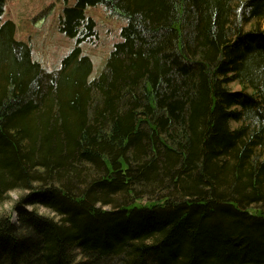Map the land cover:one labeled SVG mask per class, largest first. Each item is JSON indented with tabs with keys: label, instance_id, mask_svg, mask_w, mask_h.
I'll use <instances>...</instances> for the list:
<instances>
[{
	"label": "trees",
	"instance_id": "16d2710c",
	"mask_svg": "<svg viewBox=\"0 0 264 264\" xmlns=\"http://www.w3.org/2000/svg\"><path fill=\"white\" fill-rule=\"evenodd\" d=\"M97 5L127 24L90 80ZM4 11L0 264H264V0H75L54 72Z\"/></svg>",
	"mask_w": 264,
	"mask_h": 264
},
{
	"label": "rangeland",
	"instance_id": "374dc122",
	"mask_svg": "<svg viewBox=\"0 0 264 264\" xmlns=\"http://www.w3.org/2000/svg\"><path fill=\"white\" fill-rule=\"evenodd\" d=\"M74 4L75 0H70L68 5L62 0H5L3 21H13L16 25V38L32 47L33 59L46 71L54 72L60 69L62 60L78 45L75 38L67 37L60 31L65 8ZM86 15L95 20L96 35L81 42L79 46L93 62V72L89 79L94 80L103 71L114 46L122 40L121 30L127 20L113 16L103 5L87 7ZM257 24L264 28V20L248 23L245 28L252 29ZM230 88L238 90L241 87L232 83ZM20 194V191H13L6 202L0 204V215H10L14 223L18 221V214L13 207ZM37 210L42 215L58 219L45 207H38Z\"/></svg>",
	"mask_w": 264,
	"mask_h": 264
}]
</instances>
